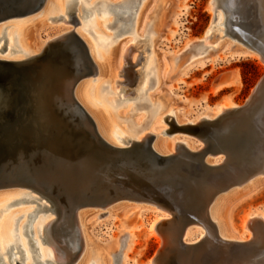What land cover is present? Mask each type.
<instances>
[{"label":"bare ground","instance_id":"6f19581e","mask_svg":"<svg viewBox=\"0 0 264 264\" xmlns=\"http://www.w3.org/2000/svg\"><path fill=\"white\" fill-rule=\"evenodd\" d=\"M64 1L0 0L1 29L6 30V25H10L11 20L24 19L19 22L22 25L15 29V34L3 32L6 36L4 39L0 33V61L13 63V67L5 69L15 73L7 79L0 77V145L12 148L17 145L18 159L32 160V154H29L23 144L29 140L45 141L43 155L50 163L48 168L33 164L34 171L32 173L30 170L31 177L28 179L22 168L18 173V185L0 188L26 190L21 193L20 198L13 201L15 205L36 204L30 210L20 212L12 230L10 222L12 237L9 240L6 238V217L2 219L0 264H112V253L94 241L88 220L91 214L99 215L97 213L103 210L112 211L127 202L141 205L139 216L143 221L144 209L151 208L154 212V219L148 225L149 233L162 238V247L149 264H167L166 255L179 248L180 238L190 256L184 257L183 254V264H198L200 249L196 245L204 240L215 239L225 250L237 244L244 246L246 250L249 245L260 244L264 240L263 212L249 214L243 221L244 232L230 236L223 219V209L226 199L235 190L251 187L255 189L264 181V162L261 166L248 163L243 172L245 176L224 189L202 181L191 183L190 179L184 180L188 185L186 193L190 196V207L199 212L198 218L192 223L183 224L179 220L178 207L175 209L158 198L148 197L144 188L159 190L162 186L173 184L177 177H181L180 166L183 159L188 157L202 164L207 173H217L225 168L233 160L232 151L227 149L228 146L225 148L219 136L224 135V141L229 140L237 147L239 152L234 159L239 163L243 162L247 152V138L256 128L255 124L262 136L264 123L261 122L264 120L257 121L250 117L243 127L238 125L245 115L261 106L264 78L262 87L257 93L253 90L252 97L243 106L220 104L214 108L213 114L181 118L173 107L172 100L163 91L168 80V64L174 70L180 58L174 57L166 62L157 51L164 38L160 34L164 16L160 12L153 19L148 15L154 1L67 0V8H64ZM159 1L157 0L158 5ZM44 4L46 5L40 18L50 11L65 9V15L61 13L53 20L74 24L75 29L57 33V36L38 44L36 25L40 18L37 16L38 19L35 20L37 17H27L41 10ZM73 4L79 6L77 18L72 12ZM36 5H39L37 9ZM48 5L53 9L49 10ZM259 5L263 26L261 31L258 30L256 43L253 44L248 38H244L242 30L234 33L230 29L232 14L227 0H211L210 7L214 17L205 36L199 40L202 50L190 53L175 73L180 75L178 84H183L184 78L191 71L223 59L220 54L229 55L232 59L258 57L264 62V0H260ZM188 9L184 5L173 18L176 27L180 26L181 18ZM8 21L9 23L4 24ZM216 26L222 36L213 35ZM177 33L178 31H173L174 36ZM73 37L79 40L81 55L67 59L70 54L63 53L68 47L66 42L71 43ZM230 38L240 42L242 47L235 48ZM92 44L96 45L100 63L94 55ZM140 45L147 46L143 55L147 52L148 56L144 55L142 59V54H138ZM60 53L62 55L59 56ZM127 64L134 67L132 90L126 85L129 83L120 80L124 76L123 66ZM79 68H83V71ZM93 76H99L101 80L108 82V85L100 84L102 89L99 93L95 90L96 87L94 90L93 86L88 89L86 84V79ZM130 90L133 93L131 98V94L127 96ZM91 92L99 104L93 111L87 105ZM102 92L118 96L119 100H99ZM124 106L126 108H122ZM117 109L119 114L116 117L113 113ZM79 110L90 117L94 129L79 116ZM124 110H127V115L147 110L151 121L158 115L150 126L144 125L146 117L138 118L143 113L136 116L133 123L128 121L131 127L121 129V135L116 133L117 141L125 144L120 146L114 138V126L116 118L124 121ZM260 117L264 118V112ZM162 123L168 124L169 128L164 129ZM201 125L211 126L212 130L218 132L217 138L210 141L206 139ZM177 134L192 136L196 141L175 137ZM162 135L174 137L172 150L166 149L167 139ZM262 142L264 138L258 145L261 146ZM4 159L11 166L8 154ZM118 178L136 181L141 191L124 190L116 185ZM175 191L170 188L169 193ZM135 234L131 233L126 244L125 260L128 252L135 247ZM189 248L193 251L190 252ZM251 248L255 252L260 251L259 247ZM260 254L257 256L253 252L255 258L251 262L243 259L233 263L264 264V255Z\"/></svg>","mask_w":264,"mask_h":264},{"label":"rangeland","instance_id":"374dc122","mask_svg":"<svg viewBox=\"0 0 264 264\" xmlns=\"http://www.w3.org/2000/svg\"><path fill=\"white\" fill-rule=\"evenodd\" d=\"M153 1L154 2L151 6L148 15L151 16L152 19L159 12L164 16V26L162 28V32L160 33L164 36V38L158 45L157 51L160 53V55L164 58V61L166 62H169L174 57L180 58L177 62V67L174 70L171 68L170 63L168 64V80L163 90L167 97L172 100V103L174 104L173 107L176 108L179 113V116L181 118H195L201 114H213L214 108H216L220 104H236L238 106H243L245 102H247V100L249 99L251 93L253 92L258 82L264 78L263 60L259 59L258 57L232 59L229 57V55L225 56L223 54H220L223 59H220L214 64L209 63L208 66L205 68H200L191 71L188 74V77L184 78V83L178 84L180 75H176L175 73H177L180 66L186 61L187 56L190 53H197L202 50V45L200 44L199 40H201L205 36L214 17V14L212 13L210 7L211 0H160V6L157 4V0ZM58 2L60 3V0H58ZM227 2L228 8L230 9L232 14L230 29L232 28L231 30L234 33L240 32V30H242L244 38H248L251 43L255 44V40L259 34L258 30L261 31V28L263 26L260 16V0H227ZM67 4V0H65L64 8L68 7H66ZM45 5L46 4H44V6H42V9L39 10L37 13L28 16L27 19L35 18L37 16L39 17V15L43 12ZM184 5H187L189 9L181 18L180 26L176 27L173 24V18L178 15V13L181 11V7H183ZM155 8L157 9L155 10ZM52 9L53 8H50L49 6V10ZM77 9H79V6L73 4L72 12L76 16V18L78 16ZM140 9L141 8H139L138 12L140 11ZM61 13L62 15H65L66 10L63 9L58 12L50 11L45 16L43 15L41 18L39 17L40 22L36 25V30L38 33V44L39 42L40 44L44 43L46 40H48L49 37H54L55 35L57 36L63 31L65 32L68 29H75L74 24H65L62 20H53V18L59 17ZM75 16H73V19L75 18ZM38 17L35 20H37ZM22 20L24 19L11 20L10 25L7 24L9 23V21L4 22V24H7V29L3 30V28H0V33H2L4 39L6 38L4 34L5 32H10L12 33L11 35H13L15 34V31L17 29L21 28L20 26L22 24L19 22H21ZM175 30L178 31V33L174 36L173 31ZM218 30V26H216V28L213 30V35L216 37H218L220 34ZM220 36H222V34H220ZM249 37H251V39H249ZM71 40V43L70 41L66 42L68 47L65 49V53H63L64 55L70 54L68 56L69 58L67 59H73L75 56L81 55V47L79 40L74 37ZM230 41L235 48L242 47L240 42H237L232 39ZM91 46H93L92 48H94L93 52L97 59V62L100 63L97 48H95L96 45L92 44ZM139 48L140 49L138 50V54H142V56L140 55V59H142L144 55L148 56L147 52L143 55V50H146L147 46L144 45L142 47V45H140ZM60 55H62V53H60L59 56ZM63 58L66 57L63 56ZM79 70L83 71V68H79ZM123 71L124 76L121 77L120 80L122 82L129 83L130 85H126H128L130 89L133 88L131 83L134 82V67L131 64L124 65ZM14 74L15 73L13 70H0V77L4 79L10 78ZM86 81L88 89L89 87L93 86L94 90L96 87L95 90H97L98 93L99 91H101L102 85H108V82H104L99 78V76L87 78ZM101 83L103 84L100 86ZM222 86H234V90L232 91L225 89L224 91L219 92ZM131 90L127 95L129 97V95L131 94L130 98L133 94ZM108 98L113 99L114 102L119 100L118 96L113 97L108 94H105L104 92H102L98 99L105 100ZM261 100V106L258 107L259 109L250 112L249 115H245L242 119L243 121H239L241 124L238 125L236 123L238 126L243 127L247 122V119H249L250 117L256 119L257 121L264 120V118L260 117L261 113L263 114L264 112V97ZM87 105L91 109V111L95 110L94 108L96 107V105L99 107L98 101L94 98L92 92L89 96V102L87 103ZM122 108L126 107L124 106ZM124 113H126V117H124L123 115H121V117L125 118V122L121 118H116V125L114 126V138L116 140V143L120 146H124L125 144L117 141L116 133L121 135V129H126L127 127L130 128L131 124L128 123V121H132L133 123L136 116H138L140 113H143L142 116H139L138 118L142 119L143 117H146V123L144 125L148 126L149 124H152V122L158 115L157 114L151 121V117L149 116L147 110H143L142 112H132L128 115L127 110H124ZM118 114L119 111L117 109L114 111L113 115H116L117 117ZM126 118H128V120H126ZM162 125L164 129L169 128L168 124L162 123ZM255 126L257 125L255 124ZM200 128L203 130L202 132L204 137L209 141L212 140V138L214 137L217 138L216 135L218 132L212 130L211 127L201 125ZM237 131L239 132L240 130ZM128 134L131 135L129 132ZM162 137L164 139H167L166 149L172 150V139L174 137L164 135H162ZM175 137L188 139L190 141H196L194 137L186 136L185 134H177ZM218 138L225 146V148L228 146L227 149H230L232 151L231 157L233 160L227 163V168L225 167L226 169L223 168L217 173H207L203 169L202 164L191 160L192 157H188V159H183V164H181L182 166H180V170L182 172L181 177H177L174 183L169 185L171 187L162 186V188H160L159 190L157 188H154L153 190V188L151 187L144 188L145 194L148 197L158 198L163 203L175 209L179 208V220L182 221L183 224H185L186 222L192 223L195 219L198 218L197 214L199 213L193 211L190 207V196L186 193V188L188 187V185L184 183V180L190 179L191 183H195V181H202L204 184L209 183L213 186L224 189L228 185H230V183H236L241 176H245L243 172L246 170L248 163H255L258 164V166H261L264 162V142H262V144H260L261 146H259L258 143L260 142L254 141L250 144L248 148L246 147L245 150L247 151V157L243 160V162L239 163L234 159L235 156H238L237 152H239V150H236L237 147L229 140L224 141V135L219 136ZM258 138L260 140H263L264 130L262 132V136ZM148 140L149 142L151 141V139ZM25 148L27 149V147ZM209 149L210 148H208V150ZM115 183L117 186L123 188L124 190L130 189L134 192L141 191V187L136 184V181H133L131 179L118 178ZM163 183L164 182H159V184ZM159 184H157V186ZM170 188L175 189L177 192L175 191L174 193L170 194ZM25 191L26 190L17 188L0 190V194H2L0 195V197L2 196L0 198V223L2 219L6 217L5 226L8 229L6 233L7 240L12 237L10 231V222L12 230L16 223L15 221L17 220V218L20 217V212H22L23 210H30L36 205L28 203L20 206L15 205V203H13V201L20 198L21 193ZM139 206L141 207L140 204L127 202L121 204L119 207L114 208L112 211L103 210L97 213L99 215L91 214V216H89L88 226L91 229L93 239L97 244L106 247V249H109V251L112 253V264H149L151 263L155 255L158 253L160 247H162V238L159 235H151L149 233L148 225L154 219V212L149 206L144 205L146 206V208L148 207L150 209H144L143 218L145 221H143L139 216L140 211H142L139 209ZM260 212L264 213V181L258 184L255 189L254 187H251L248 189L240 188L238 190H235L226 199L223 209V219L229 231V235H241L244 232L243 221L249 216V214ZM131 233H136L135 238H137V240L135 239L134 244L136 248L134 247L135 249L132 248L134 251L131 250L130 252H128L129 254L127 260H125V253L127 248L126 244L128 242V239H130L131 237ZM247 237L248 235H246V238ZM196 238L197 236L194 237V239ZM218 246L220 245L215 239H208L199 242L196 245V247L200 249V253H198L199 257L197 259L198 264H235L239 261H242L243 259H248V261L251 262L255 258L253 252L255 253V255L257 254V256H259L260 253V255H264L263 250H257L258 252H255V249L249 248V251V249L246 250L244 246L239 244L234 245L233 247L230 246L226 250L225 248L223 249V247ZM43 247L45 249V246ZM183 247L184 246H182L180 238L179 248L177 249L178 251L175 250L172 253H168L166 255L167 264H183V259H181L183 258V254L184 257H190L189 254L186 253V248ZM188 250L190 252L193 251L190 248ZM250 252L252 255L250 254ZM227 254L230 255L228 256ZM249 254L253 256V258ZM224 257H226L228 260Z\"/></svg>","mask_w":264,"mask_h":264},{"label":"water","instance_id":"95a60500","mask_svg":"<svg viewBox=\"0 0 264 264\" xmlns=\"http://www.w3.org/2000/svg\"><path fill=\"white\" fill-rule=\"evenodd\" d=\"M43 1L44 0H42V2ZM38 7H39V5L35 6L36 9ZM20 14H23V13H20ZM8 66L9 67H13V63L0 61V69H5ZM76 80H77V78L74 79V81H76ZM262 80H260L258 82L256 87L254 88V92L257 93V91H259L260 87H262V85H263V81ZM252 95H253V93L250 95V97H252ZM79 111H80L79 116L81 115L82 118H84L86 120L87 125L91 129L92 128L94 129V125H93V122L91 121L90 117L87 114H85L82 110H79ZM206 127H211V126L206 125ZM255 127L256 128L252 130V134L249 136V138H247V142L245 143L247 148L250 146V144L252 142H254V141L260 142L262 140V139L260 140L258 138V137H260V131L261 130L257 126H255ZM45 145H46L45 141L33 142L32 140H29V141H27V142H25L23 144V146L27 147V149L29 150L28 151L29 154L30 153L32 154V156H33L32 160L31 159L30 160H26L24 158H22V160L18 159V157H17L18 156L17 155L18 150H16V148H12V147L5 146V145H0V188L1 187H11V186H14V185H18L19 184L18 173L20 172V170L22 168H23V170H24V172L26 174V178L27 179L29 177H31V171H32V173L34 171L33 166H32L33 164H40L44 168L45 167L48 168V165L50 163L47 162V160L44 158V155H43V152L45 151ZM48 151H49V149L47 150V152ZM7 154L9 155L10 160L12 161L11 162V166L4 159V157H6ZM155 155L158 156L157 154H155ZM246 157L247 156H245V158ZM226 168H227V166H226ZM255 246L259 247L260 250L264 251V240H262L260 242V244L255 245ZM255 246L249 245L248 248L255 247ZM239 250H243V249H239Z\"/></svg>","mask_w":264,"mask_h":264},{"label":"crops","instance_id":"0c3cea01","mask_svg":"<svg viewBox=\"0 0 264 264\" xmlns=\"http://www.w3.org/2000/svg\"><path fill=\"white\" fill-rule=\"evenodd\" d=\"M225 89H227V90H234V86H228V87H225V86H222L221 88H220V90H219V92L220 91H224Z\"/></svg>","mask_w":264,"mask_h":264}]
</instances>
